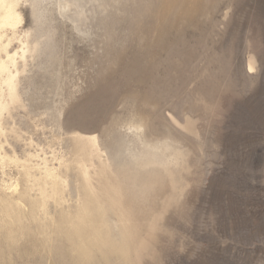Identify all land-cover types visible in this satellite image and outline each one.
Segmentation results:
<instances>
[{"label": "rangeland", "instance_id": "obj_1", "mask_svg": "<svg viewBox=\"0 0 264 264\" xmlns=\"http://www.w3.org/2000/svg\"><path fill=\"white\" fill-rule=\"evenodd\" d=\"M17 1L0 264H264V0Z\"/></svg>", "mask_w": 264, "mask_h": 264}, {"label": "bare ground", "instance_id": "obj_2", "mask_svg": "<svg viewBox=\"0 0 264 264\" xmlns=\"http://www.w3.org/2000/svg\"><path fill=\"white\" fill-rule=\"evenodd\" d=\"M68 6H69L68 4H64L62 5V8L67 9ZM21 22H22V16L21 13L18 11V1L0 0V52L4 50L7 53V59L4 61H0V121L4 108L6 107L7 104V103H3L4 100L3 88H6V91L10 96V103H16L19 101V96L17 93V75L13 73L12 68H15V70H17L18 59L25 60L27 53L30 52L29 45L26 42L25 44H23L20 51H15L13 53H10L9 55V52L3 49L5 47L3 45L2 34L7 29H10L13 33H15L18 28V25ZM140 128H141L140 125L135 127L136 131H138ZM0 130H1V123H0ZM76 138L90 144L91 146L90 160L95 156V154L97 155L100 154V145L98 142V137L96 135L80 134L77 135ZM98 158L102 163L104 162L105 164L109 165V163L105 160H102L100 156ZM92 165L93 163H91V166L82 163L80 167L82 176L89 183L90 186L92 181V175H91ZM41 168L43 169V173H44L42 178L40 179L34 178L32 172L27 171L25 174L26 182L27 183L33 182V186L39 187L40 195L42 196V198L56 195L55 191H53V187L55 184H57L59 180L57 169L49 167L48 164H45ZM48 188H52V193L48 191ZM14 191L15 192L18 191V184L15 185Z\"/></svg>", "mask_w": 264, "mask_h": 264}]
</instances>
